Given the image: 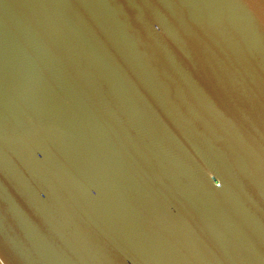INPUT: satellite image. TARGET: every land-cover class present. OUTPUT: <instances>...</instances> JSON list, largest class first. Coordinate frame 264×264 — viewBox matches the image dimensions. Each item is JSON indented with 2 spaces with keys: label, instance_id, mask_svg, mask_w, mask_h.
Masks as SVG:
<instances>
[{
  "label": "water",
  "instance_id": "95a60500",
  "mask_svg": "<svg viewBox=\"0 0 264 264\" xmlns=\"http://www.w3.org/2000/svg\"><path fill=\"white\" fill-rule=\"evenodd\" d=\"M0 264H264V0H0Z\"/></svg>",
  "mask_w": 264,
  "mask_h": 264
}]
</instances>
